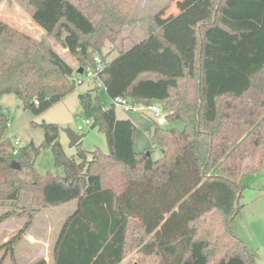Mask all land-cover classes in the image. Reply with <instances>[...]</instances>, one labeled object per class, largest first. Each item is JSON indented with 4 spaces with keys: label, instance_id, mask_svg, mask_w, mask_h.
Returning <instances> with one entry per match:
<instances>
[{
    "label": "trees",
    "instance_id": "trees-1",
    "mask_svg": "<svg viewBox=\"0 0 264 264\" xmlns=\"http://www.w3.org/2000/svg\"><path fill=\"white\" fill-rule=\"evenodd\" d=\"M10 1L43 34L28 36L0 19V97L14 95L39 115L71 93L78 68L93 69L98 56L109 99L159 104L165 122L182 128L152 121L150 147H161V156L137 152L135 125L119 119L112 103L102 109L94 81L78 101L90 128L104 134L106 152L88 153L79 142L76 156H67L57 124L42 123V143L13 157L0 103V224L25 218L0 245L3 258L17 264L15 245L36 213L75 201L53 244V264H124L130 253V264H253L231 222L245 179L264 168V0H185L165 22L146 19V37L128 49L118 36L131 23L134 0ZM106 43L115 58L103 52ZM42 64L62 82L44 81ZM48 147L63 176L36 172L34 160Z\"/></svg>",
    "mask_w": 264,
    "mask_h": 264
},
{
    "label": "rangeland",
    "instance_id": "rangeland-1",
    "mask_svg": "<svg viewBox=\"0 0 264 264\" xmlns=\"http://www.w3.org/2000/svg\"><path fill=\"white\" fill-rule=\"evenodd\" d=\"M185 0H134L133 7L129 12L128 20L130 24L125 26L120 32L119 40L122 41V47L128 49L134 43H139L146 37L148 20L151 17H156L155 20L160 21L158 15L162 14L161 9L166 6L172 8L181 6ZM0 19L6 24L16 27L26 35L38 38L43 33L42 31L30 20L28 14L18 6L15 1L0 0ZM118 40V41H119ZM52 47L64 56V58L73 67L77 64L73 58L67 54L66 50L60 47V45L53 40H50ZM111 44L106 43L103 48V52L106 53ZM73 79L85 80L83 73H75ZM53 82V81H52ZM61 83V82H59ZM96 84V83H95ZM97 85V84H96ZM92 82H83L78 84L71 93L64 96L63 99L57 101L46 111L39 115H33L32 113L23 109V105L20 100L14 95H3L0 99V103L5 107L9 124L7 129V135L13 134L19 138L20 146L32 143L36 146L40 145L44 140V134L41 128L36 124L42 123H54L59 128V143L61 148L65 151L67 156H76L77 149L75 147H69V140L64 129H69L77 135H83L80 141V148L86 152H92L95 148H100L106 152V140L102 132L97 127L91 129L90 126L84 125L86 119L81 114V107L78 101V94L86 92L87 90L94 88ZM98 100L100 101L102 109H107L111 103V99L108 98L105 89L100 85L97 89ZM118 116L129 117L135 125L134 129V146L137 152H146L151 150V159L157 160L161 156V147H150L149 128L152 121L158 124L152 116L144 115L140 112L127 111L125 112L121 107H115ZM35 123V124H34ZM79 125L83 126L82 130H77ZM159 125V124H158ZM162 127H173L177 129L182 128L180 122L168 124L166 122L161 123ZM89 154H87V157ZM36 172L40 175L50 173L54 176H63V170L61 167L54 165V155L50 147L41 148L40 152L36 156L33 164ZM242 189V195L240 197V210L237 216L232 220V231L236 237L242 241L243 245L254 253L253 264H264V168L245 179ZM75 201L65 203L64 205L50 208L49 210L36 213L32 225L25 232L23 237L29 233L33 238L38 241L39 246L45 242L49 245L48 253L46 257L50 260L52 242L55 238L60 225L69 215L72 209H74ZM25 218H13L7 225L0 226V241L3 237L15 236L17 233L16 228L21 225ZM34 250V259L20 258L24 256L25 246L19 244L16 262L19 264L27 263L35 260L41 256L40 247ZM1 247V246H0ZM2 258L4 252L0 249ZM133 253H130L125 259L124 264H130L134 262L131 258ZM0 259V264H12L8 257Z\"/></svg>",
    "mask_w": 264,
    "mask_h": 264
},
{
    "label": "crops",
    "instance_id": "crops-1",
    "mask_svg": "<svg viewBox=\"0 0 264 264\" xmlns=\"http://www.w3.org/2000/svg\"><path fill=\"white\" fill-rule=\"evenodd\" d=\"M183 7V5H181L180 7L179 6H176V7H173L172 6V8L171 7H169V6H166V7H164V9L162 8L161 9V11H162V14H160V15H158V17H159V20L160 21H157V22H159V23H162V22H165L167 19H169L170 17H172V15H174L175 13H177L181 8ZM54 48V47H53ZM54 50H55V52L57 53V54H59L61 57H63L64 58V56L62 55V54H60L57 50H56V48H54ZM107 53H109V56H108V60H110V59H113V58H115L116 56H117V53H116V50L115 49H113L112 47L111 48H109V50L107 51ZM10 55H13L14 56V58L15 59H21L22 58V55H19V54H17V53H10ZM65 59V58H64ZM65 61L68 63V61L65 59ZM72 68H74V69H76V67H73L70 63H68ZM43 66H44V70H45V73H46V77L44 78V81L45 80H47V79H54V81H56V82H62V79L58 76V75H56L55 73H53V72H51L50 70H49V67H46L45 66V64H42ZM46 67V68H45ZM46 83V82H45ZM2 97V96H1ZM1 97H0V99H1ZM116 111V110H115ZM144 115H147V114H144ZM116 116L119 118V119H129V117L127 116L126 118L125 117H123V116H118V114H117V112H116ZM150 115H148V117H149ZM131 120V119H130ZM132 121V120H131ZM132 123H133V121H132ZM134 124V123H133ZM10 135H13V134H10ZM15 136V135H14ZM75 208H76V202H75V206H74V209H72V211H68V212H70L69 213V215H71L72 214V212L75 210ZM69 215H67L66 216V218L69 216ZM66 218H65V220H66ZM11 220V219H10ZM10 220H7V221H5V222H3L2 224H0V226H2V225H7L9 222H10ZM64 220V221H65ZM64 221H63V223H64ZM63 223L60 225V227H59V230H58V232H57V234H56V236H55V238L53 239V242H52V249H53V244H54V242H55V240H56V238H57V236H58V234H59V232H60V228H61V226L63 225ZM22 225V224H21ZM21 225H18V227L16 228V231L18 232V229L21 227ZM17 233H15V235H16ZM14 236V235H13ZM13 236H11V237H13ZM11 237H3V239L0 241V245H2L3 244V242H5V241H7L9 238H11ZM19 244H23L24 246H25V249H24V256H20V258H25V259H34L33 257L35 256L34 255V250H35V248L37 247V245L39 246V244H38V241H37V239L34 237H32L29 233H27L25 236H24V238L23 239H21L20 241H19V243L18 244H16L15 245V249H14V259H15V262H16V258H18L17 257V253H19V251L20 250H18V246H19ZM44 246H43V248H42V245H40L39 247H40V253H41V256L40 257H37L35 260H38V259H44L45 261H47V263L48 264H53V261H52V249H51V257H50V260L46 257V254L48 253V249H49V245H47V242H45L44 244H43ZM2 258V253L0 254V259ZM35 260H33V261H30V262H27V263H23V264H33V263H35ZM17 263V262H16ZM3 264H4V262H3ZM18 264V263H17ZM20 264V263H19Z\"/></svg>",
    "mask_w": 264,
    "mask_h": 264
},
{
    "label": "built area",
    "instance_id": "built-area-1",
    "mask_svg": "<svg viewBox=\"0 0 264 264\" xmlns=\"http://www.w3.org/2000/svg\"><path fill=\"white\" fill-rule=\"evenodd\" d=\"M95 66L93 69L88 68L86 71L83 72L85 80H77L75 83V87H78V84L85 82H94L96 81V84L100 86V82L98 80V75L101 72L102 68V62L98 56H95L94 58ZM111 103L113 104L114 107H121L125 112L127 111H135V112H140L142 114H149L152 116L155 121L158 122V124L164 123L165 122V112L162 108L161 105L157 104H139L135 105L132 104L129 100H124L121 97H115L111 99ZM85 126H90V120L85 119L84 121ZM83 126L79 125L77 127V130H82ZM8 139L11 140L12 142V156L16 157V155L19 153L18 149L21 147L20 146V140L19 138L13 136V135H8Z\"/></svg>",
    "mask_w": 264,
    "mask_h": 264
},
{
    "label": "water",
    "instance_id": "water-1",
    "mask_svg": "<svg viewBox=\"0 0 264 264\" xmlns=\"http://www.w3.org/2000/svg\"><path fill=\"white\" fill-rule=\"evenodd\" d=\"M77 73H83V69L78 68ZM64 133H66V135H67L70 148H73L75 145H77L81 141V139L83 138V135H81V134L77 135L76 133L72 132L69 129H64ZM11 167H13L16 170L20 168L19 164L16 162H12Z\"/></svg>",
    "mask_w": 264,
    "mask_h": 264
}]
</instances>
